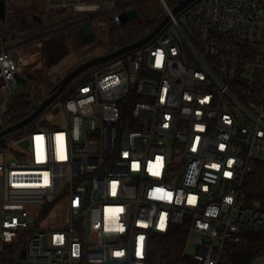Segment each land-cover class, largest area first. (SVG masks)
<instances>
[{
	"label": "built area",
	"instance_id": "1",
	"mask_svg": "<svg viewBox=\"0 0 264 264\" xmlns=\"http://www.w3.org/2000/svg\"><path fill=\"white\" fill-rule=\"evenodd\" d=\"M44 1L65 25L98 19L107 31L140 17L138 0ZM159 1L146 34L168 18L150 40L84 69L0 140V264H225L227 243L264 230L242 189L264 163V0H193L175 13L179 0ZM6 42L0 116L15 74L38 58ZM61 196L66 220L40 222ZM175 231L170 250L160 241Z\"/></svg>",
	"mask_w": 264,
	"mask_h": 264
},
{
	"label": "trees",
	"instance_id": "2",
	"mask_svg": "<svg viewBox=\"0 0 264 264\" xmlns=\"http://www.w3.org/2000/svg\"><path fill=\"white\" fill-rule=\"evenodd\" d=\"M171 1L173 6L174 1L176 0ZM135 3L139 4L137 6L140 9V17L125 24H122L118 28H109L106 31L105 41L108 45L109 51L115 50L119 47H122L128 43L137 40L153 28V20H150L149 18H147V16L142 17L144 15L143 12L150 6H152V0H138ZM12 16L14 15L11 14L6 19L7 25L10 22V19H13ZM70 26L76 25L68 24L65 25V28H68ZM7 28L8 26L0 24V31H3L4 34L8 33ZM52 42L56 43L59 41L54 40ZM61 77H58L55 82H52L49 77L40 74L39 77L35 80V82H23V89L25 90L26 98L29 100V102H18L17 107H13L12 105L8 104L7 112L0 116V130H2L8 125L16 123L17 121L26 117L30 112H32L52 90L55 83L59 81ZM242 189L247 200L259 201L262 205V208L264 209L263 162L257 161L254 163L252 170L244 178ZM47 210L48 206H45L43 212H46ZM179 240L180 237L175 231V233H172L167 238L162 239L160 242L162 244L171 245V247L169 248L171 250L172 246ZM23 245L24 242L19 241L16 243L15 248L18 250L19 248L23 247ZM255 254H262L264 256V230L243 232L241 234V239L239 242L227 243L223 262L225 264H250V260ZM167 257L169 258L173 256H164L165 259H167ZM9 259L10 258L4 259L1 264H11Z\"/></svg>",
	"mask_w": 264,
	"mask_h": 264
},
{
	"label": "rangeland",
	"instance_id": "3",
	"mask_svg": "<svg viewBox=\"0 0 264 264\" xmlns=\"http://www.w3.org/2000/svg\"><path fill=\"white\" fill-rule=\"evenodd\" d=\"M17 1L18 0H14V2L16 3ZM166 1L170 6H172L171 0ZM21 3L22 2L19 1V3H17L18 6ZM34 3L37 7L42 8V10L45 11L46 9L47 11L49 10L51 13L56 14L52 9L46 7V2L44 0H34ZM136 5L139 4L137 3ZM151 5H155L158 7L160 11L159 15L165 13V10L159 0H152ZM14 9L15 8H13V10ZM146 10L143 12L144 15L142 17L146 16ZM94 22H96V20ZM1 36L2 38L9 40V36H4L3 31L1 32ZM105 37L106 36L103 29L98 26L96 27V40L88 44L82 43L77 26H70L65 30L55 32L49 36L43 37L42 75L49 77L52 82H55L58 77L64 76L70 69L74 68L84 59H89L91 57L106 53L109 49L105 41ZM54 40L59 42H52ZM25 81L26 80L23 79V82ZM8 104L12 105L13 107L18 106L17 93L10 94L8 98ZM3 151L4 148L0 145V152ZM50 206L51 209L47 215L48 218H44L40 222L53 226L61 225L66 220V196H61L60 198L54 200L53 202H51ZM36 224H39V221H37ZM85 239H89L88 233H85ZM194 252L195 249L193 245L190 244L188 246L187 253L192 255L194 254Z\"/></svg>",
	"mask_w": 264,
	"mask_h": 264
},
{
	"label": "water",
	"instance_id": "4",
	"mask_svg": "<svg viewBox=\"0 0 264 264\" xmlns=\"http://www.w3.org/2000/svg\"><path fill=\"white\" fill-rule=\"evenodd\" d=\"M193 0H179L178 3L173 7L172 12L175 13L179 9H181L184 5L190 3ZM10 9V4H7V0H0V24L7 26V12ZM159 13V9L157 6L152 5L148 8L146 12L147 18L150 20H154L155 16ZM137 17V11L135 8H131L128 11L121 14V22L125 23L129 19H134ZM168 16H165L156 26L155 28L146 34L145 36L128 43L122 47H119L110 52H106L89 59H86L72 68L67 74L62 76L59 81L55 83L52 90L47 94V96L37 105V107L30 112L26 117L17 121L14 124L8 125L2 130H0V140L5 136H8L15 131L21 129L22 127L31 123L34 119H36L42 112L46 111L53 101L60 95V93L64 90V88L84 69L91 67L95 64L107 61L109 59L115 58L123 53L129 52L130 50L137 48L148 40H150L162 27V25L166 22ZM78 33L82 43L88 44L95 40L96 34L95 29L91 21H86L77 26ZM2 37L0 35V45H1ZM16 87L13 93H17V101L20 103H28L29 100L26 98L25 90L22 85V76L17 73L15 74ZM3 92H5L3 90ZM24 255V250L22 249L20 252V256Z\"/></svg>",
	"mask_w": 264,
	"mask_h": 264
},
{
	"label": "crops",
	"instance_id": "5",
	"mask_svg": "<svg viewBox=\"0 0 264 264\" xmlns=\"http://www.w3.org/2000/svg\"><path fill=\"white\" fill-rule=\"evenodd\" d=\"M19 1L22 3L18 4ZM16 5H15V4ZM7 0V4H10V9L7 12V18L13 14V19H10L8 23V33L4 36H9V41H14L17 43H22V46L27 51H35L38 53L37 65L33 68L25 69L20 75L23 79L30 82H35V80L42 74V48H43V37L49 36L55 32H60L65 30V24L63 22L62 16L64 14L63 9H52L56 14L51 13L49 10L39 8L35 5L34 0ZM47 8L51 9L47 4ZM14 6V7H13ZM15 8L13 10V8ZM95 19V18H94ZM96 20V22H94ZM93 20V26L96 34V27L99 26L98 19ZM105 36L106 30L102 28ZM0 31V35H1ZM2 37V36H1ZM3 39V38H2ZM96 40V38H95ZM94 40V41H95ZM6 42V43H7ZM5 98V92L0 90V102ZM47 225V224H46ZM53 226V225H47ZM56 226V225H55Z\"/></svg>",
	"mask_w": 264,
	"mask_h": 264
},
{
	"label": "snow or ice",
	"instance_id": "6",
	"mask_svg": "<svg viewBox=\"0 0 264 264\" xmlns=\"http://www.w3.org/2000/svg\"><path fill=\"white\" fill-rule=\"evenodd\" d=\"M142 239V238H141ZM118 255H119V253H118Z\"/></svg>",
	"mask_w": 264,
	"mask_h": 264
}]
</instances>
